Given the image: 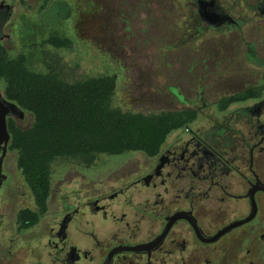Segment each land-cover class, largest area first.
I'll use <instances>...</instances> for the list:
<instances>
[{
    "label": "flooded vegetation",
    "instance_id": "obj_1",
    "mask_svg": "<svg viewBox=\"0 0 264 264\" xmlns=\"http://www.w3.org/2000/svg\"><path fill=\"white\" fill-rule=\"evenodd\" d=\"M57 5L67 16L37 17ZM99 6L112 25L114 11L137 10L135 0H0V264H264V0L163 4L183 10L184 38L205 37L209 49L172 56L193 59L190 69L203 58L197 70L214 81L196 100L171 86L184 124L155 153L125 152L104 168L96 158L84 164L91 176L79 160L71 178L58 182L52 167L36 194L15 145L18 129L34 119L26 124L29 111L8 95L5 75L14 60L33 69L36 43L46 52L54 31L73 49L82 42V10ZM129 22L123 19V35L111 28V39L138 37ZM40 27L47 35L35 40ZM210 32L220 33L218 42ZM211 64L219 66L215 76Z\"/></svg>",
    "mask_w": 264,
    "mask_h": 264
},
{
    "label": "rangeland",
    "instance_id": "obj_2",
    "mask_svg": "<svg viewBox=\"0 0 264 264\" xmlns=\"http://www.w3.org/2000/svg\"><path fill=\"white\" fill-rule=\"evenodd\" d=\"M168 1L171 0H146L145 12L140 13L137 9L140 6V1L135 0L137 10L134 12L126 13L122 10L112 13V15L114 14L113 25L112 21L109 22L108 12L104 7L99 6L96 12L83 9L78 27L82 42L73 49L68 47L60 49L50 43V46L44 49L46 52L41 48V43H36L33 70L71 83L81 82L90 77H114L116 88L111 97V104L116 111L158 113L181 108L182 102L172 94L171 86L177 87L185 98L196 100L203 94V91H200L201 88L214 80L212 78L209 80L207 74L198 72L197 68L204 66L203 58H199L202 59L200 62L197 60L199 64L194 65V69H190L189 67L193 66V59L175 57V54L179 53L178 51L194 50L205 53L209 49L205 37L194 38L192 42L184 38L185 32L188 31L185 25L190 22L189 18L178 15L183 10L173 12L162 6L168 4ZM133 2L131 1L132 9L134 8ZM57 6H52V9L47 12H40L37 17L53 21L61 16H67L68 9L63 5ZM122 12L125 16H122ZM123 19L130 20V32L138 35L141 40L138 37L128 41L111 39V28H113L115 36L124 34L126 26L123 25ZM174 25L180 26V32L176 34V38H172ZM149 27L155 28L156 36L150 34ZM145 29L148 31L147 36L144 35ZM44 34H46L44 28L40 27L34 33L35 40L43 38ZM188 34H190V39H193L191 38L193 35ZM195 35H197L196 30ZM207 38L218 42L220 33L210 32ZM173 52H175L174 57L172 56ZM217 57L213 60L214 65L219 62ZM177 60L180 61V64L176 62ZM214 65L211 64V70L215 76L219 66ZM177 68L179 69L177 70ZM217 97L214 92L213 96L209 98ZM33 119V114L27 113L26 124H30ZM178 128L173 129L172 132ZM124 153L113 154V156L106 153L99 154L97 162L101 168H104L105 164L124 156ZM79 160L83 163L80 164L82 172L86 176H91L92 169H88L81 158L60 157L52 163L56 182L68 174L67 179H70L75 171L72 164Z\"/></svg>",
    "mask_w": 264,
    "mask_h": 264
},
{
    "label": "trees",
    "instance_id": "obj_3",
    "mask_svg": "<svg viewBox=\"0 0 264 264\" xmlns=\"http://www.w3.org/2000/svg\"><path fill=\"white\" fill-rule=\"evenodd\" d=\"M49 42L69 47V38L52 32ZM8 95L34 115L28 129H18L15 145L22 149L21 165L38 196L43 195L52 163L60 157H80L86 164L99 154L133 150L155 153L173 129L183 125V111L125 113L115 110L111 97L114 77H90L71 83L9 64Z\"/></svg>",
    "mask_w": 264,
    "mask_h": 264
},
{
    "label": "water",
    "instance_id": "obj_4",
    "mask_svg": "<svg viewBox=\"0 0 264 264\" xmlns=\"http://www.w3.org/2000/svg\"><path fill=\"white\" fill-rule=\"evenodd\" d=\"M208 12V11H207ZM209 13V12H208ZM203 17H204V15H203ZM21 110V109H20Z\"/></svg>",
    "mask_w": 264,
    "mask_h": 264
}]
</instances>
